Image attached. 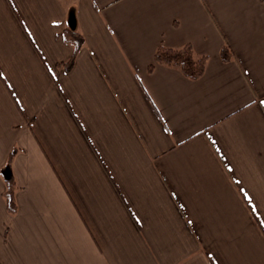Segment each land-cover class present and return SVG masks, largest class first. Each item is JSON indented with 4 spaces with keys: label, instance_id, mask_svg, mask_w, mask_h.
Wrapping results in <instances>:
<instances>
[{
    "label": "crops",
    "instance_id": "1",
    "mask_svg": "<svg viewBox=\"0 0 264 264\" xmlns=\"http://www.w3.org/2000/svg\"><path fill=\"white\" fill-rule=\"evenodd\" d=\"M185 44L197 80L154 61ZM14 149L0 264H264V2L0 0Z\"/></svg>",
    "mask_w": 264,
    "mask_h": 264
},
{
    "label": "trees",
    "instance_id": "2",
    "mask_svg": "<svg viewBox=\"0 0 264 264\" xmlns=\"http://www.w3.org/2000/svg\"><path fill=\"white\" fill-rule=\"evenodd\" d=\"M261 1L264 2V0ZM62 38L73 47V53L69 60L58 65L62 66L66 71H69L74 64L77 53L83 45V37L78 32L66 28L62 34ZM219 55L220 59L225 63L229 62L232 58L226 46L221 48ZM154 61L159 65L178 70L182 76L189 80H197L204 73L207 57L197 55L189 44H185L176 49L159 45L154 52ZM151 70L152 67L150 66L148 71L150 72ZM15 152V149L10 152L5 166L0 170V176L4 182L2 197L6 211L9 214H15L17 211L15 193L18 186L11 170V163Z\"/></svg>",
    "mask_w": 264,
    "mask_h": 264
}]
</instances>
